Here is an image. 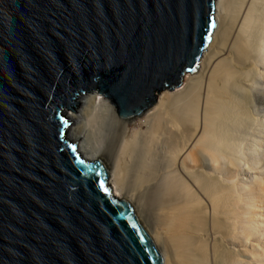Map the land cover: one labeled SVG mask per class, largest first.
Returning <instances> with one entry per match:
<instances>
[{
	"label": "water",
	"instance_id": "obj_1",
	"mask_svg": "<svg viewBox=\"0 0 264 264\" xmlns=\"http://www.w3.org/2000/svg\"><path fill=\"white\" fill-rule=\"evenodd\" d=\"M215 1L0 0V264H165L63 110L91 89L152 107L199 68Z\"/></svg>",
	"mask_w": 264,
	"mask_h": 264
},
{
	"label": "bare ground",
	"instance_id": "obj_2",
	"mask_svg": "<svg viewBox=\"0 0 264 264\" xmlns=\"http://www.w3.org/2000/svg\"><path fill=\"white\" fill-rule=\"evenodd\" d=\"M214 16L180 90L129 118L82 92L66 139L106 165L165 264H264V0H216Z\"/></svg>",
	"mask_w": 264,
	"mask_h": 264
},
{
	"label": "rangeland",
	"instance_id": "obj_3",
	"mask_svg": "<svg viewBox=\"0 0 264 264\" xmlns=\"http://www.w3.org/2000/svg\"><path fill=\"white\" fill-rule=\"evenodd\" d=\"M183 85H184V79H183V83H182V85L181 86H179V87H177L176 89H174V90H176V91H178V90H180V89H178V88H182L183 87ZM174 90H171V91H174ZM260 102V101H259ZM260 104V103H259ZM65 110H70L69 108H66ZM70 126H72V123H69V126H68V128L70 127ZM262 130V127H261V129L259 130V132ZM243 134L245 133V131H247L246 129H243ZM262 133H263V142H264V131L262 130L261 131ZM262 133H259V134H261L262 135ZM264 158V157H263ZM263 162H264V159H263Z\"/></svg>",
	"mask_w": 264,
	"mask_h": 264
}]
</instances>
